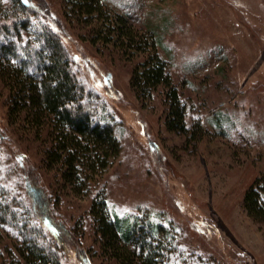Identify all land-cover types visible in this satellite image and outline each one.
Returning a JSON list of instances; mask_svg holds the SVG:
<instances>
[{
  "label": "rangeland",
  "instance_id": "1",
  "mask_svg": "<svg viewBox=\"0 0 264 264\" xmlns=\"http://www.w3.org/2000/svg\"><path fill=\"white\" fill-rule=\"evenodd\" d=\"M31 1L48 8L45 17L75 70L119 121L120 153L94 171L79 163L80 184L65 181L61 165L45 166L47 132L36 136L24 115L15 122L8 117V90L0 81V130L10 137L6 144L0 139L1 179L26 203L27 173L47 189L59 218L78 233L80 247L67 263L121 264L95 231L91 211L103 196L120 219L143 216L170 227L173 264H264V220L243 206L248 188L264 180V0H100L110 13L106 22L98 13L76 16L68 0ZM115 15L133 27L137 42L116 41L114 31L111 42L96 36L100 27L109 32ZM143 35L149 44L161 36L156 51L179 87L187 123L200 121L204 129L197 143L167 128L161 93L140 98L132 89L133 68L152 50ZM3 219L0 213V264H9L20 239Z\"/></svg>",
  "mask_w": 264,
  "mask_h": 264
},
{
  "label": "trees",
  "instance_id": "2",
  "mask_svg": "<svg viewBox=\"0 0 264 264\" xmlns=\"http://www.w3.org/2000/svg\"><path fill=\"white\" fill-rule=\"evenodd\" d=\"M6 1L0 0V81L8 90V117L15 122L24 115L35 127L36 136L45 130V137L52 142L45 151V166L61 165L65 181H82L79 163L94 171L107 166L110 155L120 153L122 144L116 133L119 121L100 93L87 85L75 70L72 56L45 17L48 8H41L31 0ZM68 2L76 16L95 17L93 14L98 13L100 20L101 17L105 22L110 19V13L103 11L100 0ZM114 20L107 26L109 32L103 35L106 26L100 27L96 36H104L106 42L113 41L114 35L116 41L137 42L138 35L125 19L115 15ZM150 30L155 32L153 28ZM160 37L154 40L160 41ZM96 40L91 39V43ZM148 40L146 37V44ZM155 42L149 44L152 50L133 68L131 87L140 98L152 99L155 93H161L167 108V128L197 143L205 135L204 129L200 121L187 123L181 92L167 61L158 55ZM222 116L217 115L220 119ZM0 139L5 144L10 141L6 129L0 130ZM18 157L25 161L26 155L20 151ZM3 172L1 169L0 213L4 221L15 227L20 239L18 257L9 264H68L71 251L80 247L78 233L73 234L59 218L61 212L58 207L60 215L55 210L52 196L34 174L27 173L24 188L29 203L21 198L22 202L17 201L12 188L1 179ZM104 198L100 196L95 200L91 212L105 251L121 264H173L175 233L170 227L143 216L120 219L107 210ZM18 206L28 210L26 217L18 215ZM243 206L254 220H264L263 179H257L248 188Z\"/></svg>",
  "mask_w": 264,
  "mask_h": 264
}]
</instances>
